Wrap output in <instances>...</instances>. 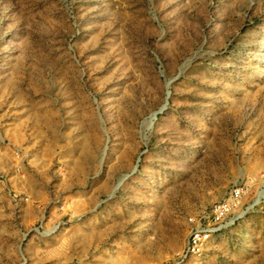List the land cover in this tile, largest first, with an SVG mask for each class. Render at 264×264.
<instances>
[{
  "label": "rangeland",
  "instance_id": "obj_1",
  "mask_svg": "<svg viewBox=\"0 0 264 264\" xmlns=\"http://www.w3.org/2000/svg\"><path fill=\"white\" fill-rule=\"evenodd\" d=\"M235 190L186 264H264V0H0V264H176Z\"/></svg>",
  "mask_w": 264,
  "mask_h": 264
},
{
  "label": "built area",
  "instance_id": "obj_2",
  "mask_svg": "<svg viewBox=\"0 0 264 264\" xmlns=\"http://www.w3.org/2000/svg\"><path fill=\"white\" fill-rule=\"evenodd\" d=\"M241 196L242 191L235 190L229 200L222 204L215 205L211 209L210 215H213L212 219L214 224L212 226H202L199 224L197 228L192 231L185 255H183L176 264H186L185 262L190 255H200L202 253V248L205 247L216 234L233 226L238 219L244 216L245 212L242 211L236 213L231 221L227 222V219H225L229 214L233 213L231 209L237 206V202L241 199Z\"/></svg>",
  "mask_w": 264,
  "mask_h": 264
},
{
  "label": "bare ground",
  "instance_id": "obj_3",
  "mask_svg": "<svg viewBox=\"0 0 264 264\" xmlns=\"http://www.w3.org/2000/svg\"><path fill=\"white\" fill-rule=\"evenodd\" d=\"M156 114V113H155ZM192 221V220H191Z\"/></svg>",
  "mask_w": 264,
  "mask_h": 264
}]
</instances>
